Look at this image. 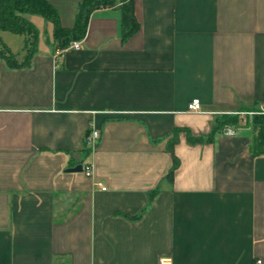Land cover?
Returning <instances> with one entry per match:
<instances>
[{"label": "crops", "instance_id": "obj_1", "mask_svg": "<svg viewBox=\"0 0 264 264\" xmlns=\"http://www.w3.org/2000/svg\"><path fill=\"white\" fill-rule=\"evenodd\" d=\"M49 1L71 27L80 0ZM134 5L125 42L119 10L102 8L78 48L56 49L48 21L29 67L0 57V264H264L251 124L203 143L180 130L172 177L167 149L177 127L205 135L218 114L264 111V0ZM0 35L24 53L22 34ZM91 126L101 136L86 155ZM86 162L90 177L69 170Z\"/></svg>", "mask_w": 264, "mask_h": 264}, {"label": "trees", "instance_id": "obj_2", "mask_svg": "<svg viewBox=\"0 0 264 264\" xmlns=\"http://www.w3.org/2000/svg\"><path fill=\"white\" fill-rule=\"evenodd\" d=\"M115 7L119 10V34L123 42L127 41L140 29V22L135 14L134 0H80L75 6L74 23L65 27L57 7L49 0H0V30H8L24 36L23 54L13 52L0 35V57L11 68L29 67L33 56L37 52L39 43V28L27 15L39 14L53 24V45L57 49H65L73 41L85 37L91 15L98 9ZM253 111L250 115L236 113H223L215 116V122L208 134L195 136L188 128H175L169 139L167 149L173 155V166L168 172L172 177L179 160L174 154V145L178 141L180 130L187 132L188 141L191 143L211 142L215 135L224 131L227 126L239 127L249 125L256 130V138L251 145L253 155L264 154V112L260 108L243 109ZM86 155L90 153L85 148ZM155 190L150 193L153 198Z\"/></svg>", "mask_w": 264, "mask_h": 264}, {"label": "built area", "instance_id": "obj_3", "mask_svg": "<svg viewBox=\"0 0 264 264\" xmlns=\"http://www.w3.org/2000/svg\"><path fill=\"white\" fill-rule=\"evenodd\" d=\"M81 43L80 40L77 41H73L69 47H75L78 48L80 47ZM188 108L190 110H194V111H200L202 110V105H201V101L199 98H193L191 100V102H189L188 104ZM264 112V111H263ZM246 113H253V111H248ZM236 132V129L234 128V126H227L224 129V133L226 134H234ZM101 133L100 131L95 128L94 126H91L89 128V130L87 131V134L85 136V146L87 148H89L90 150H94L99 142ZM83 172L86 176H92L93 175V165L90 162H86L83 164ZM103 189H106V186H103ZM260 262V260L258 261ZM159 264H172V258L171 257H167V256H162L159 259Z\"/></svg>", "mask_w": 264, "mask_h": 264}, {"label": "rangeland", "instance_id": "obj_4", "mask_svg": "<svg viewBox=\"0 0 264 264\" xmlns=\"http://www.w3.org/2000/svg\"><path fill=\"white\" fill-rule=\"evenodd\" d=\"M37 17H39V21L37 20V22H38V28H39V31H40V33H41V36H43V38L44 37H46L47 35L46 34H49L50 32L48 31L47 32V26L45 25V24H49V26H51L52 27V25L50 24V23H48V21H46L44 18H43V16H41V15H38ZM13 36H16L17 38H20V36L19 35H13ZM19 40V39H18ZM15 45V44H14ZM24 46V43H23V45H21L20 43L17 45L16 44V46H13L14 48H12L14 51H20V50H22V47ZM9 47H11V46H9Z\"/></svg>", "mask_w": 264, "mask_h": 264}, {"label": "water", "instance_id": "obj_5", "mask_svg": "<svg viewBox=\"0 0 264 264\" xmlns=\"http://www.w3.org/2000/svg\"><path fill=\"white\" fill-rule=\"evenodd\" d=\"M70 171H83V164H78L74 167L69 168Z\"/></svg>", "mask_w": 264, "mask_h": 264}]
</instances>
